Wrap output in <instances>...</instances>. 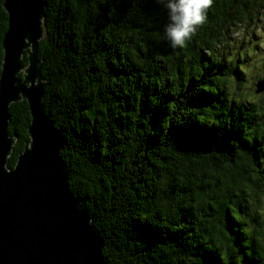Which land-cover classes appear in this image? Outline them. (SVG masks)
I'll use <instances>...</instances> for the list:
<instances>
[{"label": "trees", "instance_id": "1", "mask_svg": "<svg viewBox=\"0 0 264 264\" xmlns=\"http://www.w3.org/2000/svg\"><path fill=\"white\" fill-rule=\"evenodd\" d=\"M44 3V111L106 264H264V101L237 98L239 66L224 54L264 0H211L182 48L164 38L156 0ZM9 113L11 169L31 117L25 101Z\"/></svg>", "mask_w": 264, "mask_h": 264}, {"label": "water", "instance_id": "2", "mask_svg": "<svg viewBox=\"0 0 264 264\" xmlns=\"http://www.w3.org/2000/svg\"><path fill=\"white\" fill-rule=\"evenodd\" d=\"M44 2H3L8 30L0 74V264H106L99 231L70 193L64 138L44 111L49 85L38 60ZM263 93L261 79L254 94ZM20 101L29 108L30 141L10 169L17 137L8 132L9 111Z\"/></svg>", "mask_w": 264, "mask_h": 264}, {"label": "rangeland", "instance_id": "3", "mask_svg": "<svg viewBox=\"0 0 264 264\" xmlns=\"http://www.w3.org/2000/svg\"><path fill=\"white\" fill-rule=\"evenodd\" d=\"M256 14L250 27L240 26L230 31L229 39L233 45H229L224 51L227 59L229 61L235 59L239 66L240 79L233 76L229 79L237 98L244 99V103L247 100L264 101V93L254 94L256 82L264 79V5ZM237 52L239 57L236 60ZM241 68L244 73L241 72ZM259 215L264 221V194L260 201Z\"/></svg>", "mask_w": 264, "mask_h": 264}, {"label": "clouds", "instance_id": "4", "mask_svg": "<svg viewBox=\"0 0 264 264\" xmlns=\"http://www.w3.org/2000/svg\"><path fill=\"white\" fill-rule=\"evenodd\" d=\"M167 11L168 23L163 28L164 38L172 48L184 47L195 27L205 20L204 10L211 0H156Z\"/></svg>", "mask_w": 264, "mask_h": 264}]
</instances>
